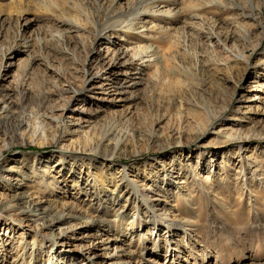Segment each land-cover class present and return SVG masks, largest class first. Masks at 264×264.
I'll list each match as a JSON object with an SVG mask.
<instances>
[{
	"label": "rangeland",
	"instance_id": "1",
	"mask_svg": "<svg viewBox=\"0 0 264 264\" xmlns=\"http://www.w3.org/2000/svg\"><path fill=\"white\" fill-rule=\"evenodd\" d=\"M0 100V264H264V0H0Z\"/></svg>",
	"mask_w": 264,
	"mask_h": 264
},
{
	"label": "bare ground",
	"instance_id": "2",
	"mask_svg": "<svg viewBox=\"0 0 264 264\" xmlns=\"http://www.w3.org/2000/svg\"><path fill=\"white\" fill-rule=\"evenodd\" d=\"M114 39H117L119 41L120 37L115 35ZM111 41L109 40V42ZM118 46H120L119 50L117 49L118 55H115L114 59H112V61L108 64V66L105 67L106 69L104 71L102 72L95 71L91 73L90 75H88L85 81L86 84L84 88L79 92V96L96 91V92H99L100 95L105 96L107 100H110L112 104L122 103V102H125L126 95H129L131 91L134 89V87L139 85V81L137 82L139 78L131 79V82L128 81L130 78H132V75H140V73L136 71V69L133 68L134 64L129 59L128 50H126L121 44L120 45L118 44ZM154 55L157 57L155 53ZM159 59H163V58H158V61ZM134 60H135V57H134ZM141 60H144V58H141ZM147 60H148V57H147ZM4 77H6V75ZM99 82H101V84L97 85ZM77 95L73 96V98L76 97ZM1 102L2 100H0V103ZM12 104L13 102L6 103L5 106L1 109L4 112V114H6L7 116H8V113L10 114L12 110ZM82 111H83V115L80 118H78V120H76V122L78 123H75L73 126H77L80 129L85 130L87 128H90L93 122H92V118L90 117L91 116V113H89L90 111H88V109L86 108L83 109ZM4 114L1 113L0 115L3 116ZM71 130H73L72 126L69 129L68 134H71V132H75L74 130L73 131ZM227 130L229 129H225V128H223L222 130L220 129V132H218V135L219 133L224 134ZM4 171L8 173V176L4 178L5 181L7 180L9 181V179L14 178L16 175L23 174V173H19L20 169L16 168L15 166L9 167L6 170L4 169ZM16 179H19V178H16ZM16 182H19V180H16ZM184 184L186 183L184 182ZM30 197H32V195L29 194L27 190H25V186L23 183L20 182L16 185L13 184L9 189V194H4L0 192V211L3 212L7 210L8 211L18 210L20 211V214L22 215L34 216L35 218L36 217L39 218L43 216L45 213L46 214L48 213L49 210L40 207V204L44 203L43 201L41 203L35 202L34 204H32L31 202H29V201H32ZM20 203L21 204L24 203L26 205L23 206ZM57 220L60 221L61 218H58ZM66 220L67 219L61 220L60 222H58V224H61L62 222ZM52 225H53L52 222L50 223V225L43 224V226H47L48 228ZM95 256H97L98 258L101 257L98 254L97 255L95 254Z\"/></svg>",
	"mask_w": 264,
	"mask_h": 264
}]
</instances>
